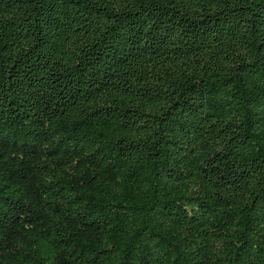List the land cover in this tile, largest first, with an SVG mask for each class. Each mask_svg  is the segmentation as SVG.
I'll return each mask as SVG.
<instances>
[{
	"label": "trees",
	"instance_id": "1",
	"mask_svg": "<svg viewBox=\"0 0 264 264\" xmlns=\"http://www.w3.org/2000/svg\"><path fill=\"white\" fill-rule=\"evenodd\" d=\"M0 264H264V0H0Z\"/></svg>",
	"mask_w": 264,
	"mask_h": 264
}]
</instances>
